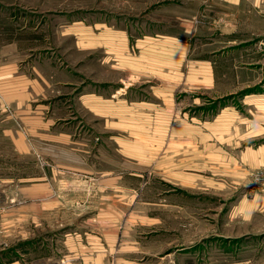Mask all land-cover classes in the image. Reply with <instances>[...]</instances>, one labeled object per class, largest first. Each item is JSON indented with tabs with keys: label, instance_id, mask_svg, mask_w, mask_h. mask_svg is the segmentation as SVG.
I'll list each match as a JSON object with an SVG mask.
<instances>
[{
	"label": "rangeland",
	"instance_id": "1",
	"mask_svg": "<svg viewBox=\"0 0 264 264\" xmlns=\"http://www.w3.org/2000/svg\"><path fill=\"white\" fill-rule=\"evenodd\" d=\"M0 9L9 40L77 77L62 124L86 152L80 166L114 172L57 175L58 197L79 201L57 207V260L80 264L66 234L100 229L120 238L110 261H138L144 255L135 249L145 246L157 264H264V0H0ZM86 37L116 42L81 50L77 40ZM121 39L137 63L134 78L115 69ZM109 57L114 66L99 64ZM123 80L130 87L118 94ZM99 85L111 89L108 110L96 95L91 109L75 102ZM5 147L1 139L0 154L15 170L0 172V215L8 206L15 222L2 218L0 244L12 241L21 262L30 235L25 262L46 264L40 234L59 223L38 221V191L28 190L40 160ZM23 164L25 172L16 166Z\"/></svg>",
	"mask_w": 264,
	"mask_h": 264
},
{
	"label": "crops",
	"instance_id": "2",
	"mask_svg": "<svg viewBox=\"0 0 264 264\" xmlns=\"http://www.w3.org/2000/svg\"><path fill=\"white\" fill-rule=\"evenodd\" d=\"M4 14L0 9V97L2 108L4 109L6 107L2 114H0V143L2 139V142L6 144L5 148L12 150L13 157L14 155L23 156L24 158L33 156L40 160V164L38 165L39 169H37L39 176L36 181H33L35 182L32 184L33 187H28V190L37 189L38 191V221L43 223V220H46L48 215L49 217H54L57 220L56 223H59L55 225L56 229L43 231L44 233L40 234L42 240L40 241L39 249L43 246L45 247V249L40 251V254L44 255L45 258L41 259L46 264H62L63 262L60 260V256L57 260V254L61 244L60 236L62 234L59 220L62 215L58 213L62 211L57 207L73 206L74 203L79 204V201L71 197L65 204V199L58 197V192H56L58 190V182H56L57 175H68L72 178L71 175L79 174V172H87L91 176L102 175V177H105L109 173L114 172L104 168L102 165H99L96 169L80 166V154L83 158H87V155L83 154L86 152L79 150L78 142L75 141L70 126L62 124L64 116L71 109V95L73 93L71 92L70 85L78 83L76 81L77 77L72 72L61 69L63 67H61L57 60L49 56L43 57L40 54H32L30 51H26L31 48H21V44L15 41L16 38L9 40L10 29H13L8 27V23L1 21ZM14 30V33H16V29ZM121 41L120 45L122 47L120 50L124 56L119 60V67L114 68L124 73L129 68V76L134 78L139 73L133 71L131 68L133 66L136 67L137 63L128 60L126 56L129 54V50L125 43L126 40L121 39ZM114 42H116V39L86 37L79 41L77 40V46L81 50L95 51L100 50L101 46H106L105 44ZM107 51L108 53L111 52L109 49H105V52ZM98 62L103 67L114 66L110 64V57L109 59L104 58L101 62ZM123 83L124 87L119 86L121 91L118 94L125 93L126 89L130 87L125 81ZM107 87L105 85H99L98 87L88 86L83 91L85 95H88L84 96L77 93L74 100L75 102L81 101L86 108L91 109L90 101L94 100V96L96 95L98 96L97 100L103 104V109L108 110V107L111 106L112 96L109 97L106 95L111 92V89ZM101 156L102 159L105 158L104 153ZM7 158L9 156L5 157L0 154V172L5 170V172L10 171L13 173L15 166ZM16 166L18 170L25 172L26 167L24 164ZM1 181L9 185V183L14 182V179L12 177H6L4 179L1 178ZM105 182L108 183L111 181L106 179L103 183ZM9 201L14 202V199H10ZM9 201H6V205L9 204ZM69 201L72 203H69ZM53 207L54 210H52ZM8 208L7 206L8 213L0 215V221L3 218L2 221L8 223L15 222L14 213L13 211L9 212ZM101 215H97V218L101 219ZM31 216L28 218L30 219ZM23 217L22 220L24 221L26 216L23 215ZM33 219L36 220L34 215ZM9 231H6L8 236L12 234ZM94 231L86 232L84 236L79 232L77 234H66L65 243L71 248V253L81 254L82 261L80 264H157L153 260L158 257L154 253L155 250L145 246L135 249V251L142 252L144 255L138 261L133 262L127 260L124 255H119L113 261L108 260L110 258L109 256L115 253L113 247L115 248L117 246L116 244L120 238L114 237V239H110L108 237L109 235H106L100 229H94ZM30 238V235H24L23 237L21 249L23 260L21 262L16 260L14 255L12 256V253H10L11 251L14 252L12 250V241L11 245L8 242L0 244V264H4L6 262L5 260L8 261V264H27L24 256L27 255L29 257L30 255ZM16 250L17 253L21 252L18 248ZM166 255H169V252L163 255L162 258L164 259ZM146 259H149L147 260L148 262Z\"/></svg>",
	"mask_w": 264,
	"mask_h": 264
},
{
	"label": "built area",
	"instance_id": "3",
	"mask_svg": "<svg viewBox=\"0 0 264 264\" xmlns=\"http://www.w3.org/2000/svg\"><path fill=\"white\" fill-rule=\"evenodd\" d=\"M4 109H6V107ZM4 109L2 108V105H1V97H0V114H2V112H3Z\"/></svg>",
	"mask_w": 264,
	"mask_h": 264
}]
</instances>
